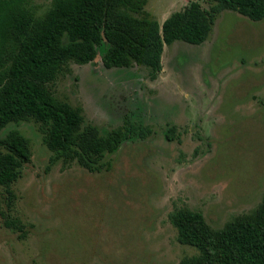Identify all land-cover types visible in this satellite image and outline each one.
Wrapping results in <instances>:
<instances>
[{
  "label": "rangeland",
  "instance_id": "rangeland-1",
  "mask_svg": "<svg viewBox=\"0 0 264 264\" xmlns=\"http://www.w3.org/2000/svg\"><path fill=\"white\" fill-rule=\"evenodd\" d=\"M190 1L149 0L144 10L163 25ZM30 4L40 16L51 0ZM48 87L81 110L83 127L135 133L91 173L56 160L34 120L1 131L25 137L32 158L12 187L10 214L25 234L5 226L0 189V264H182L197 251L179 242L170 213L187 207L222 229L260 205L264 19L222 11L205 43L165 45L155 76L137 64L108 69L97 58L70 62Z\"/></svg>",
  "mask_w": 264,
  "mask_h": 264
},
{
  "label": "trees",
  "instance_id": "trees-1",
  "mask_svg": "<svg viewBox=\"0 0 264 264\" xmlns=\"http://www.w3.org/2000/svg\"><path fill=\"white\" fill-rule=\"evenodd\" d=\"M213 1L206 10L191 0L161 25L145 13L149 0H51L40 16L31 0H0V189L7 193L8 229L25 234L10 214L12 187L32 155L18 131L5 136L1 131L34 120L56 160L76 163L91 173L101 171L106 157L116 154L135 133L133 126L105 133L83 127L81 110L56 99L49 84L70 62L93 64L97 58L108 69L137 64L155 76L162 71L165 45L205 43L222 11L237 12L253 22L264 19V0ZM169 219L179 242L197 251L182 264H264V196L256 209L222 229H213L202 213L187 207L173 211Z\"/></svg>",
  "mask_w": 264,
  "mask_h": 264
}]
</instances>
